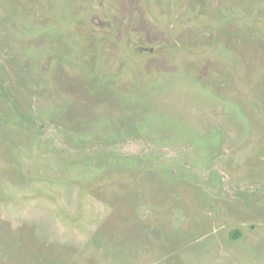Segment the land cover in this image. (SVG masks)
<instances>
[{"label": "rangeland", "instance_id": "rangeland-1", "mask_svg": "<svg viewBox=\"0 0 264 264\" xmlns=\"http://www.w3.org/2000/svg\"><path fill=\"white\" fill-rule=\"evenodd\" d=\"M0 264H264V0H0Z\"/></svg>", "mask_w": 264, "mask_h": 264}]
</instances>
